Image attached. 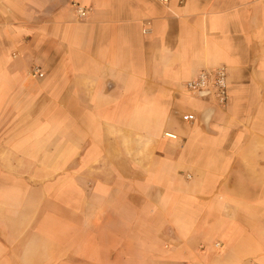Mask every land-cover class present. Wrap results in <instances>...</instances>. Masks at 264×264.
Instances as JSON below:
<instances>
[{
    "label": "crops",
    "instance_id": "0c3cea01",
    "mask_svg": "<svg viewBox=\"0 0 264 264\" xmlns=\"http://www.w3.org/2000/svg\"><path fill=\"white\" fill-rule=\"evenodd\" d=\"M0 264H264V0H0Z\"/></svg>",
    "mask_w": 264,
    "mask_h": 264
},
{
    "label": "built area",
    "instance_id": "2783aa9c",
    "mask_svg": "<svg viewBox=\"0 0 264 264\" xmlns=\"http://www.w3.org/2000/svg\"><path fill=\"white\" fill-rule=\"evenodd\" d=\"M160 1L167 2V0ZM87 13L85 8L76 7V14L79 18H84ZM31 74L33 77H43L38 69H34ZM185 89L197 97L207 96L218 107L225 106L228 101L227 78L223 68L200 72L194 80L186 83ZM184 119L188 120L189 116H184ZM165 136L175 139V136L170 134H165Z\"/></svg>",
    "mask_w": 264,
    "mask_h": 264
},
{
    "label": "rangeland",
    "instance_id": "374dc122",
    "mask_svg": "<svg viewBox=\"0 0 264 264\" xmlns=\"http://www.w3.org/2000/svg\"><path fill=\"white\" fill-rule=\"evenodd\" d=\"M1 164H4L7 169L13 168L16 165L17 168H21V169L23 168L25 172H29L32 169H36L39 165H41V163H37V162H5ZM57 164H60V163H54L55 169H56Z\"/></svg>",
    "mask_w": 264,
    "mask_h": 264
},
{
    "label": "bare ground",
    "instance_id": "6f19581e",
    "mask_svg": "<svg viewBox=\"0 0 264 264\" xmlns=\"http://www.w3.org/2000/svg\"><path fill=\"white\" fill-rule=\"evenodd\" d=\"M171 135V134H170ZM174 136V135H173ZM175 139H176V136H175Z\"/></svg>",
    "mask_w": 264,
    "mask_h": 264
}]
</instances>
